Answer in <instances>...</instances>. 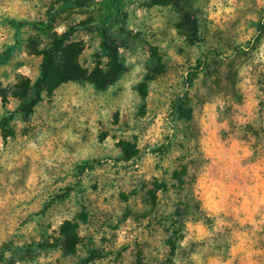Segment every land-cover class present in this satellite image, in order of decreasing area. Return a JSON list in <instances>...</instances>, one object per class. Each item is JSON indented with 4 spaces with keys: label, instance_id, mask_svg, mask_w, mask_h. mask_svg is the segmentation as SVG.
<instances>
[{
    "label": "rangeland",
    "instance_id": "1",
    "mask_svg": "<svg viewBox=\"0 0 264 264\" xmlns=\"http://www.w3.org/2000/svg\"><path fill=\"white\" fill-rule=\"evenodd\" d=\"M111 5L0 0V264H264V0H123L23 112Z\"/></svg>",
    "mask_w": 264,
    "mask_h": 264
},
{
    "label": "trees",
    "instance_id": "2",
    "mask_svg": "<svg viewBox=\"0 0 264 264\" xmlns=\"http://www.w3.org/2000/svg\"><path fill=\"white\" fill-rule=\"evenodd\" d=\"M107 1L111 2L112 5L106 8L105 13L102 14L99 17V19L95 20L94 22L83 20L69 26L65 31L60 33L55 40H53L50 47L43 53L40 63V73L38 78L33 84L34 96L27 103L21 106V110L23 112L29 113L32 110L33 106L39 100L42 88L49 77L48 71L52 57L62 49L65 41L68 40V38L76 31L80 29L88 28L89 26L95 27L101 36L100 47L105 51H108L105 42L106 34L109 28H111L112 26L118 23L120 19L119 7L123 0H113V2L112 0H107ZM53 23H54V18H51L48 22H43V21L37 22V25H40L45 28H49L53 25ZM108 53L111 59L110 69L107 72L101 74V77L99 79L96 78V74L101 73V71H95L89 74V77L93 79L96 87L99 89L113 82L117 74L123 70V67L118 62L116 51L114 49H111L110 51H108ZM72 71L73 72H69L67 70L62 71L61 73L64 78L61 79L60 82L68 79H73L76 76H81V74L78 73V70H72Z\"/></svg>",
    "mask_w": 264,
    "mask_h": 264
}]
</instances>
